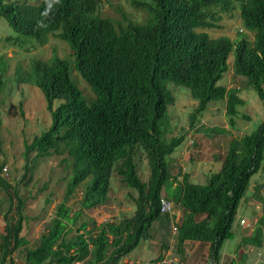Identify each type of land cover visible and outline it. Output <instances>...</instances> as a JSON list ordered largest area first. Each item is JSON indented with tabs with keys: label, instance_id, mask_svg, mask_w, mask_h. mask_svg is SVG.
I'll list each match as a JSON object with an SVG mask.
<instances>
[{
	"label": "trees",
	"instance_id": "obj_1",
	"mask_svg": "<svg viewBox=\"0 0 264 264\" xmlns=\"http://www.w3.org/2000/svg\"><path fill=\"white\" fill-rule=\"evenodd\" d=\"M150 1L145 22L137 24L124 16L125 24L117 27L99 14L98 0L34 4L0 0V17L17 34L5 41L22 46L32 40L42 46L49 35L56 36L67 44L74 70L92 93L89 99L82 95L70 78L69 63L56 54L15 69L14 82L38 88L51 119L46 131L24 143L23 178L32 153L34 158L65 155L71 175L63 201L34 247H27L20 236L24 202L16 186L0 178V188L17 202L16 220L9 223L4 215L0 264H13L11 255L20 248H24L25 264H119L141 240L151 238V226L162 215L161 199L180 208L177 247L185 242L206 243L210 262L218 264L223 242L233 235L239 202L251 178L264 167V120L253 132L229 141L219 171L210 173L204 184L190 182L188 174L171 181L167 158L183 135L164 137L168 107L174 103L168 84L185 87L196 101L191 121L210 101L225 100L233 127L244 100L238 90L219 84L232 55L234 75L245 79L264 109V0H234L244 29L253 33L252 41L243 34L231 40L196 31L216 28L217 18L210 10L230 0ZM6 71L0 56V91ZM55 101L60 103L53 108ZM18 107L23 117L21 103ZM138 151L148 162L147 181L137 174ZM114 172L136 192L131 216L92 230L80 223L74 230L83 210L107 201ZM83 184L80 208L72 213L65 203ZM260 200L264 203V193ZM263 238L264 212L241 243L259 248Z\"/></svg>",
	"mask_w": 264,
	"mask_h": 264
},
{
	"label": "rangeland",
	"instance_id": "obj_2",
	"mask_svg": "<svg viewBox=\"0 0 264 264\" xmlns=\"http://www.w3.org/2000/svg\"><path fill=\"white\" fill-rule=\"evenodd\" d=\"M12 1L34 4L38 0ZM98 3L99 14L113 21L117 27L125 24V17L137 24L145 22L148 18L147 9L152 7L150 0H98ZM210 11L217 18L216 28L196 29L197 32H204L209 38L224 36L231 40L238 34H243L249 41L253 40V33L245 30L242 25L237 2L230 0L229 3L215 6ZM16 35L0 17V56L7 64L6 83L0 91V164H3L0 178L16 186L18 196L24 202L21 209L20 236L27 241V247H34L54 216L56 206L63 201L71 169L69 161L63 160L65 155L51 154L45 158H34L35 154L32 153L29 171L23 178L24 143H30L33 137L46 131L51 119L40 90L33 85L14 82L15 69L18 66L26 69L32 59L45 61L56 54L69 63L70 78L82 95L89 99L92 93L74 70L66 43L54 35H49L47 43L42 46L32 40H26L22 46L5 41L6 37ZM227 63L228 69L219 84L226 89L238 90L239 96L244 100V104L237 108L238 116L234 118L233 127L229 125L225 113V100L210 101L206 109L191 121L190 114L196 101L185 87L168 84L174 103L168 107V126L164 137L169 140L183 135L181 144L167 158L171 181L175 178L174 181L178 182L183 174H188L190 182L204 184L210 173L219 171L229 141L253 132L264 120V109L256 93L246 86L243 77L233 73L232 55ZM19 103L23 117L19 115ZM59 103L60 101H55L53 108ZM135 163L138 176L142 181H147L149 166L142 151L136 153ZM83 190L84 184L78 186L65 203L72 213L80 208ZM263 193L264 167L251 178L249 187L239 202L233 235L223 242L218 264H264V238L259 248L241 243V238L253 230L256 221L264 212V203L260 200ZM135 197V190L127 187L118 174L112 173L107 201L101 206L83 210L73 229L76 230L80 223H86L87 229L92 230L94 226L106 221L120 222L133 213ZM16 204L15 198L10 199V195L0 188V235L5 224L4 215L9 223L16 220ZM171 206L170 213L162 214L152 224L151 238L141 240L119 264H153L158 255L166 264L210 262L206 243L185 242L177 247L176 230L173 231V228L176 227L180 208L173 203ZM242 219L245 221L244 225L240 223ZM258 253L261 257H257ZM11 258L13 264H25L24 248L13 252Z\"/></svg>",
	"mask_w": 264,
	"mask_h": 264
},
{
	"label": "built area",
	"instance_id": "obj_3",
	"mask_svg": "<svg viewBox=\"0 0 264 264\" xmlns=\"http://www.w3.org/2000/svg\"><path fill=\"white\" fill-rule=\"evenodd\" d=\"M171 209H172V206H171L170 202L166 201L165 199H161L160 200V213L161 214L170 213ZM240 223H241V225H244L245 221L242 219V220H240ZM175 230H176V228L174 227L173 231H175ZM257 257H261V254L258 253ZM153 264H161V263L156 261ZM208 264H214V263L213 262H209ZM254 264H257V262L254 263Z\"/></svg>",
	"mask_w": 264,
	"mask_h": 264
},
{
	"label": "crops",
	"instance_id": "obj_4",
	"mask_svg": "<svg viewBox=\"0 0 264 264\" xmlns=\"http://www.w3.org/2000/svg\"><path fill=\"white\" fill-rule=\"evenodd\" d=\"M196 243V242H195ZM160 252V251H159ZM161 253V252H160ZM163 253V252H162ZM161 264H166V261L162 259V257H159V260H157ZM129 264V263H128Z\"/></svg>",
	"mask_w": 264,
	"mask_h": 264
}]
</instances>
